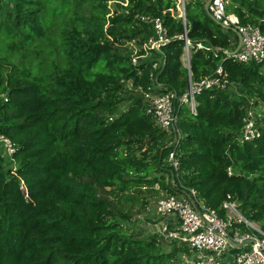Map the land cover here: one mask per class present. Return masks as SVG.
<instances>
[{
  "label": "trees",
  "instance_id": "obj_1",
  "mask_svg": "<svg viewBox=\"0 0 264 264\" xmlns=\"http://www.w3.org/2000/svg\"><path fill=\"white\" fill-rule=\"evenodd\" d=\"M177 2L0 0V134L16 147L13 162L0 158V264H177L186 249L164 253L157 236L130 233L129 216L100 192L194 190L221 216L230 197L264 232V126L238 142L248 101L264 103L262 65L225 55L236 36L211 20L206 0H185L184 19ZM225 11L264 36V0H229ZM140 16L160 18L169 42L134 67L127 43L153 35ZM184 36L192 80L221 66L236 92H202L196 115L181 107V139L170 146L125 82L145 89L153 72L181 94ZM174 148L177 176L165 164Z\"/></svg>",
  "mask_w": 264,
  "mask_h": 264
},
{
  "label": "built area",
  "instance_id": "obj_2",
  "mask_svg": "<svg viewBox=\"0 0 264 264\" xmlns=\"http://www.w3.org/2000/svg\"><path fill=\"white\" fill-rule=\"evenodd\" d=\"M184 1L177 2L179 17L184 19ZM227 0H211L208 6L212 18L223 27L234 29L241 36V44L235 54H229L231 50H225L228 58L238 63H255L262 65L264 73V36L260 30L252 25H240L236 16L227 15L225 11ZM109 2L108 4H110ZM181 7V9H180ZM139 19L153 30L152 37L140 48H136L135 42L127 43L133 47L131 64L137 67L140 62L148 58L150 51L158 49L169 42L166 29L160 18L140 16ZM190 42L184 36V53L182 55L183 66L189 70ZM197 48H202L197 45ZM142 51V52H141ZM138 52H141L138 54ZM160 61L152 65L156 70ZM150 86L134 87L131 81H126L128 90L141 95L145 112L152 118L154 126L160 132L166 133L168 145L175 146L181 139L178 128L179 111L185 107L191 114L196 115L198 103L196 97L204 91L236 92L235 86L223 73L219 66L210 77L200 80H192L189 73L188 84L181 94L173 90H164L157 84L154 73L149 74ZM257 108L261 112L257 114ZM264 115V103L258 99H251L244 115V125L238 137L240 145L251 142L259 137L258 118ZM112 118V117H109ZM16 152L15 145L3 134H0V158H9L13 162ZM176 149L168 154L166 161L173 172L179 173V161ZM228 174L232 172L228 169ZM174 186V181L171 182ZM159 198L152 208H146L160 220L158 230L154 232L158 238L176 243L177 247L186 249L181 264H264V232L259 225L247 221L239 211V203L230 197L222 204L224 216L207 208L198 199L194 190H176L173 193L159 190Z\"/></svg>",
  "mask_w": 264,
  "mask_h": 264
},
{
  "label": "rangeland",
  "instance_id": "obj_3",
  "mask_svg": "<svg viewBox=\"0 0 264 264\" xmlns=\"http://www.w3.org/2000/svg\"><path fill=\"white\" fill-rule=\"evenodd\" d=\"M1 1L3 3H7V0H1ZM228 1L229 0L226 1V4H228ZM113 3L114 2L108 4L111 11L117 9V7H115ZM178 3H180L181 6V0H178ZM129 48L130 50L133 49V47H129ZM259 111L261 112V108H257V114H259ZM258 119H259L258 120L259 126H264V115L262 114L261 118ZM167 163L168 162L165 160V164ZM158 176H161L160 173H154L150 176V178L158 177ZM162 176H164V178L166 177L165 174H163ZM154 188H156V186ZM106 190L109 191V189ZM159 194L160 191L158 190L155 192L152 191V193H148L145 191L142 194L136 193L135 191H130L128 196L118 195L115 197L111 195L108 196L104 192L99 193L100 197L107 198L113 203V208L115 210L123 214H127L129 216V222L125 223L124 226L130 230V233L136 234L137 236L143 238H148L150 236L155 235L154 232L158 230L157 224L160 223L161 219H158L155 215H153L152 212H147L146 208L148 206L149 208H152L154 202L157 201V199L159 198L158 197ZM238 209L241 213V209L240 208ZM157 239L164 253H168L173 249V247L174 248L177 247L176 243H173L172 241L163 240L158 237ZM177 248L182 249L181 247H177ZM183 255H184L183 253L182 254L179 253L175 259V263L181 264L183 262Z\"/></svg>",
  "mask_w": 264,
  "mask_h": 264
},
{
  "label": "water",
  "instance_id": "obj_4",
  "mask_svg": "<svg viewBox=\"0 0 264 264\" xmlns=\"http://www.w3.org/2000/svg\"><path fill=\"white\" fill-rule=\"evenodd\" d=\"M211 0H206L205 4H204V10L206 12V14L211 18V20H213L217 25H219L220 27H222L223 29L227 30V31H232L236 34L237 36V39H238V43H237V46L236 48L230 52L229 54H235L237 52V50L239 49L240 47V44H241V36L234 30V29H230V28H226V27H223L219 22L215 21L212 16L210 15L209 13V9H208V6H209V3H210ZM184 15V13H183ZM189 71V70H188ZM190 73V71H189Z\"/></svg>",
  "mask_w": 264,
  "mask_h": 264
},
{
  "label": "crops",
  "instance_id": "obj_5",
  "mask_svg": "<svg viewBox=\"0 0 264 264\" xmlns=\"http://www.w3.org/2000/svg\"><path fill=\"white\" fill-rule=\"evenodd\" d=\"M234 33V32H233ZM235 34V33H234ZM235 36H236V34H235ZM236 40H237V43H238V39H237V36H236Z\"/></svg>",
  "mask_w": 264,
  "mask_h": 264
}]
</instances>
